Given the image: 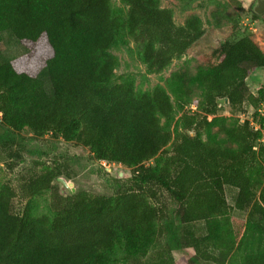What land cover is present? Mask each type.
Wrapping results in <instances>:
<instances>
[{"label": "trees", "instance_id": "trees-1", "mask_svg": "<svg viewBox=\"0 0 264 264\" xmlns=\"http://www.w3.org/2000/svg\"><path fill=\"white\" fill-rule=\"evenodd\" d=\"M117 1L123 8L114 0H0V40L10 31L26 48L0 62V148L21 159L14 136L26 130L131 173L114 179L110 195L61 194L53 182L71 176L57 163L19 175L18 189L1 184L0 264H264V86L254 94L247 82L264 68V50L244 33L204 53L194 71L173 70L140 92L117 75L113 49L132 41L147 69L162 73L203 35V22L189 14L177 24L159 0ZM212 16L218 26L234 21L220 10ZM245 103L260 127L233 115ZM226 186L237 189L233 204ZM47 190L48 213L29 203L14 209L16 196Z\"/></svg>", "mask_w": 264, "mask_h": 264}, {"label": "rangeland", "instance_id": "rangeland-1", "mask_svg": "<svg viewBox=\"0 0 264 264\" xmlns=\"http://www.w3.org/2000/svg\"><path fill=\"white\" fill-rule=\"evenodd\" d=\"M118 7L123 5L114 0ZM162 7H168L173 11V18L177 24H182L189 14L198 15L202 22L204 33L190 47V49L179 59H174L168 68L162 73H151L147 66L138 58L136 54V45L132 41H127L122 46L113 49V52L119 57V67L116 70L117 75L130 79L134 82L137 90L140 92L151 90L157 85H163L164 79L169 74L179 68H187L194 71L196 66L202 64V55L211 51L224 40H233L244 33L251 34L252 38L264 50V17L251 20L249 9H253L254 0H159ZM222 11L228 14L234 21L225 22L216 25L217 19H213L214 11ZM26 52V48L15 38L10 31H3L0 40V62L20 56ZM46 89L49 92L50 84L47 77L42 75ZM250 91L256 94L258 88L264 86V68L250 74L247 78ZM194 109V106H191ZM253 108L245 103L244 112L233 114L240 120L251 119L253 123L260 127L258 120H253ZM224 115H231L228 106L223 105L221 111ZM1 115V114H0ZM264 117V105L259 109L258 118ZM209 119L211 116L208 117ZM264 131V123L262 127ZM13 149L21 144V159H9L8 152L0 148V185L9 182L14 188L18 189L19 175L26 173L30 169L40 173L47 167L54 164H63L64 172L70 174V179L64 178L67 183L71 182L70 190L75 192L79 189L87 190L91 193L110 195L114 192V179H126L130 177V170L120 164L107 163L102 160L92 159L89 150L86 147L75 144L74 142L64 141L61 138H54L50 135L35 137L26 130L16 134ZM11 161L15 166L13 169L7 167ZM53 184L58 186L61 194L67 193V188L59 181ZM237 189L232 186H226V198L230 204L234 203ZM51 191H43L29 199L18 195L14 198V209L20 210L26 203L32 206L31 209L36 213H48L51 210ZM234 215L244 218L245 214L234 210ZM174 258L178 259L181 255L179 251L173 252Z\"/></svg>", "mask_w": 264, "mask_h": 264}, {"label": "flooded vegetation", "instance_id": "flooded-vegetation-1", "mask_svg": "<svg viewBox=\"0 0 264 264\" xmlns=\"http://www.w3.org/2000/svg\"><path fill=\"white\" fill-rule=\"evenodd\" d=\"M253 10L256 13H258L256 10L260 11L261 13H258V14L264 17V4L261 2V0H254Z\"/></svg>", "mask_w": 264, "mask_h": 264}, {"label": "water", "instance_id": "water-1", "mask_svg": "<svg viewBox=\"0 0 264 264\" xmlns=\"http://www.w3.org/2000/svg\"><path fill=\"white\" fill-rule=\"evenodd\" d=\"M261 2L264 4V0H261ZM258 13H261L260 11H258V10H256ZM227 100L225 99L224 100V102H226ZM58 181L64 186V187H70V186H72V183L71 182H69V183H67V181L64 179V178H62V177H59L58 178Z\"/></svg>", "mask_w": 264, "mask_h": 264}, {"label": "built area", "instance_id": "built-area-1", "mask_svg": "<svg viewBox=\"0 0 264 264\" xmlns=\"http://www.w3.org/2000/svg\"><path fill=\"white\" fill-rule=\"evenodd\" d=\"M262 140H264V137H263V139ZM70 189V188H69Z\"/></svg>", "mask_w": 264, "mask_h": 264}]
</instances>
